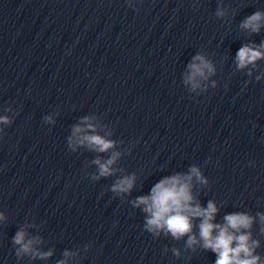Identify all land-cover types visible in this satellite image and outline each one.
<instances>
[{
	"label": "clouds",
	"instance_id": "9594fccd",
	"mask_svg": "<svg viewBox=\"0 0 264 264\" xmlns=\"http://www.w3.org/2000/svg\"><path fill=\"white\" fill-rule=\"evenodd\" d=\"M261 19H264V15L256 12L246 18L242 27L258 32ZM262 57H264V53L247 45L241 47L236 54V60L240 68L252 64ZM195 59L199 60L200 63L189 65L192 74L188 77V80L193 84V88L198 86L196 83L197 76H204L205 69L212 70V66L203 57L197 56ZM3 122L7 123V118H3ZM88 127L91 128V125ZM74 131L79 133L82 129L76 128ZM84 141L97 146L99 151H106L113 146L112 142L98 135L84 136L80 142L83 143ZM114 159L115 157L109 159L106 163H101L99 160L95 161L99 165L100 176L111 174L109 166ZM191 173L197 179L202 180L198 169L192 168ZM191 178L192 176L184 178L172 176L162 179L155 184L149 196L138 197L136 204L146 205L144 211L150 214V218L147 219L148 230L166 229L174 237L179 238L191 231L193 218H201L199 228L200 236L204 241L203 246L217 253L215 264H257L259 258L252 256V248L248 243L249 236L247 234L234 235V232L230 231L239 232L240 229L249 228L252 218L242 213H234L225 216L223 226L212 223L217 208L211 201L208 203L207 208H202L198 204L195 207L192 206L193 197L190 185L187 182ZM132 185V179L125 178L113 186V191L127 192L132 188ZM214 230H218V234L215 236H213ZM23 240L24 233L18 232L15 236V243L21 244ZM234 242L235 247H233ZM31 243L29 241L23 245L25 252L29 251ZM188 243L189 245L195 243V237H190ZM241 254L245 258H241Z\"/></svg>",
	"mask_w": 264,
	"mask_h": 264
}]
</instances>
